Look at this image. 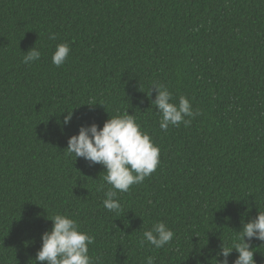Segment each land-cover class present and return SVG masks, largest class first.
Wrapping results in <instances>:
<instances>
[{
	"label": "trees",
	"instance_id": "obj_1",
	"mask_svg": "<svg viewBox=\"0 0 264 264\" xmlns=\"http://www.w3.org/2000/svg\"><path fill=\"white\" fill-rule=\"evenodd\" d=\"M61 43L71 52L57 67ZM35 45L41 58L24 64ZM152 82L201 114L162 130ZM126 112L159 145L160 164L117 193L113 213L106 169L66 149L81 125ZM259 210L264 0H0V264H36L56 213L94 236L89 252L102 264H218L223 242H238ZM159 221L172 242L141 243ZM251 244L264 264V241Z\"/></svg>",
	"mask_w": 264,
	"mask_h": 264
},
{
	"label": "clouds",
	"instance_id": "obj_2",
	"mask_svg": "<svg viewBox=\"0 0 264 264\" xmlns=\"http://www.w3.org/2000/svg\"><path fill=\"white\" fill-rule=\"evenodd\" d=\"M49 38L55 40L56 34H50ZM70 52L68 43L58 44L52 63L62 66ZM40 58L41 52L35 45L23 56V63L31 64ZM153 88L157 95L151 103L161 115L162 130L167 131L170 125L179 127L181 123L188 127L201 114L199 109H193L192 102L184 95L179 97L178 103L173 102V93L166 85L152 82L151 93ZM67 113L65 124L70 123L73 115V112ZM66 150L74 154L76 160L82 157L90 164H100L106 169L103 180L111 187L105 192L103 207L113 213L121 210L117 193L127 192L132 185L141 184L160 164L159 145L129 112L110 116L102 128L97 123L81 125L78 134L69 138ZM49 220L53 226L42 234V247L34 259L36 264H102L100 257H94L89 252V246L95 242L94 236L82 230L75 219L56 213ZM174 236V231L165 222L159 221L143 232L141 243L146 241L160 249L170 244ZM254 238L264 241V211L259 210L256 218L243 224L238 242L231 247H225L223 242L217 256L224 259L218 264H229L228 257L233 250L239 254L234 264H256L251 244ZM146 264H154V258L148 257Z\"/></svg>",
	"mask_w": 264,
	"mask_h": 264
}]
</instances>
